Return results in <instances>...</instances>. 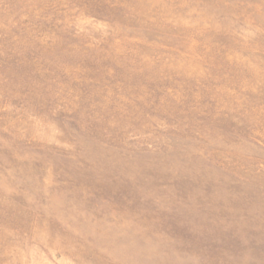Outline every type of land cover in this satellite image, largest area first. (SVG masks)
Listing matches in <instances>:
<instances>
[{
  "label": "rangeland",
  "instance_id": "obj_1",
  "mask_svg": "<svg viewBox=\"0 0 264 264\" xmlns=\"http://www.w3.org/2000/svg\"><path fill=\"white\" fill-rule=\"evenodd\" d=\"M0 264H264V0H0Z\"/></svg>",
  "mask_w": 264,
  "mask_h": 264
}]
</instances>
